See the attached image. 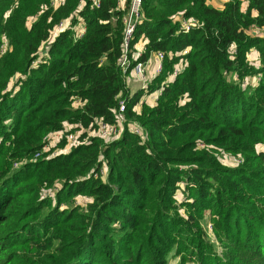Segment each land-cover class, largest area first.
<instances>
[{
  "label": "trees",
  "instance_id": "obj_1",
  "mask_svg": "<svg viewBox=\"0 0 264 264\" xmlns=\"http://www.w3.org/2000/svg\"><path fill=\"white\" fill-rule=\"evenodd\" d=\"M53 1L0 0V264H264V0H142L130 71L165 59L135 92L118 64L132 0Z\"/></svg>",
  "mask_w": 264,
  "mask_h": 264
},
{
  "label": "built area",
  "instance_id": "obj_2",
  "mask_svg": "<svg viewBox=\"0 0 264 264\" xmlns=\"http://www.w3.org/2000/svg\"><path fill=\"white\" fill-rule=\"evenodd\" d=\"M99 1L100 0H95V4L99 5ZM210 1H215V2L220 3L221 5H224L230 0H210ZM64 2L65 0H54L52 3V6L58 8L62 6ZM119 4L123 9L125 8V0H119ZM141 5H142V0H132L131 5L128 9L127 15L124 18L125 30H124L123 54L119 58L118 64L120 68L122 69L123 73L126 75L127 84L130 83V80H131L130 77H133L136 82L141 84L142 89H147L150 82L158 74L162 72L165 54L162 52H159L155 55V58H154L155 72H154V75L152 76V79L149 81L146 79H147V70L151 64L150 61H138L136 65L133 66V68L130 71V68L132 65V60L130 56V45H131L135 30L137 28V25L139 24L140 19H141ZM193 23L194 21L184 22L183 23L184 30L188 32ZM81 25H83L84 27L83 26L81 27L79 25L80 29L78 30L76 29V27H74V30L76 32L75 34L76 38L82 37L86 31L85 25L83 23H81ZM70 27L71 25L69 23H61L57 28L58 34L60 32L67 30ZM183 68H184L183 63L178 65L176 69L174 70V73L172 74L169 81L173 80ZM234 79H236V77ZM125 111H126V105L125 103L122 102L120 105V109L117 112V120L115 123H106L103 120H99L97 122L96 135L99 136L101 139H104L106 142H113V141L119 140L123 135L126 122H127ZM131 127L135 134L143 135V129L139 125L134 123V124H131ZM70 130H72V128H69V131ZM81 133H82V129L75 130L74 133L70 132L67 135V137H65V133L63 132L56 133L53 135V139H51V141L54 142V139L56 140V138L61 139V140L63 138H67L69 142L76 143ZM57 155L58 154L55 153V156ZM38 157L39 155H37V158ZM101 175L105 176V171H102ZM48 193L50 194L52 193V191L49 190ZM46 195H47V192L43 194L42 198L46 197Z\"/></svg>",
  "mask_w": 264,
  "mask_h": 264
},
{
  "label": "rangeland",
  "instance_id": "obj_3",
  "mask_svg": "<svg viewBox=\"0 0 264 264\" xmlns=\"http://www.w3.org/2000/svg\"><path fill=\"white\" fill-rule=\"evenodd\" d=\"M76 27V29L78 30V29H80V26H78V25H76L75 26ZM58 34V31L56 30L55 31V33H54V35H57ZM46 54V48H44V50L42 51V55H45ZM253 57V56H252ZM255 57V56H254ZM258 56H256V58H255V60H258V58H257ZM130 83L128 84L129 86H128V88L131 90V92H135L136 90H139L140 88H141V84L140 83H138V84H136L135 83V79L133 78V77H130ZM154 97H156L155 95H152L151 97H149V99L150 100H147V104L148 105H150V106H154L153 105V101H154ZM135 124H137V123H135ZM138 125V124H137ZM142 128V127H141ZM75 132V131H74ZM73 132V133H74ZM61 141V139H58V138H56V140L54 139V142H50L46 147H45V152H47L46 154H47V157L46 158H48V157H50V156H55V153H57V154H59L60 152H67L68 150H69V148L71 147V145H72V143L73 142H70V145H67V148L64 150V149H62V151L61 150H58V151H54V149L52 148V147H56V144L59 142V141ZM66 140L68 141V139L66 138ZM69 142V141H68ZM219 157H220V159H221V161H222V163L224 164V165H226V166H229V167H236V166H238L239 165V163H240V160L239 159H237V157H234V156H232V155H230V154H227V153H225V152H220L219 153ZM76 202L78 203V204H82V205H86V204H88L89 203V199L88 198H86V197H77L76 199ZM211 222L209 221V219H207V221H206V227H207V229H208V236H209V238L210 239H212L213 241H214V239H215V237H214V234H213V231H210L209 229L212 227L211 226V224H210ZM216 245H217V251L219 252V253H222V247L220 246V244L218 243V242H216ZM172 263H176V261H172Z\"/></svg>",
  "mask_w": 264,
  "mask_h": 264
},
{
  "label": "crops",
  "instance_id": "obj_4",
  "mask_svg": "<svg viewBox=\"0 0 264 264\" xmlns=\"http://www.w3.org/2000/svg\"><path fill=\"white\" fill-rule=\"evenodd\" d=\"M144 48H145V46H144V43L143 42H141L140 44H138L137 47H136V51L137 52L134 53V56H140L139 54H141L144 51ZM254 55H255V53H254ZM154 58H155V56L154 57L152 56L150 59H148V61L151 62L150 66L148 67V70H147V79L146 80H148V81L152 79V76L154 75V72H155ZM135 83L138 84V82H136V81H135ZM153 95L156 96V97H154V101H153L154 102L153 105H154L155 104V101L157 99V96L159 94L155 93ZM149 97H151V96L145 97L144 100H143V102H147V100H150Z\"/></svg>",
  "mask_w": 264,
  "mask_h": 264
},
{
  "label": "bare ground",
  "instance_id": "obj_5",
  "mask_svg": "<svg viewBox=\"0 0 264 264\" xmlns=\"http://www.w3.org/2000/svg\"><path fill=\"white\" fill-rule=\"evenodd\" d=\"M136 31V30H135ZM142 89V88H141Z\"/></svg>",
  "mask_w": 264,
  "mask_h": 264
}]
</instances>
